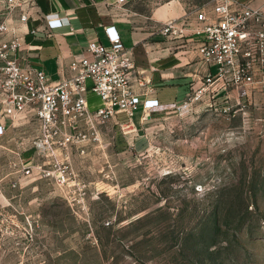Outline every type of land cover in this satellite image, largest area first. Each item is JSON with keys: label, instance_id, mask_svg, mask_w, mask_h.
Returning <instances> with one entry per match:
<instances>
[{"label": "rangeland", "instance_id": "rangeland-1", "mask_svg": "<svg viewBox=\"0 0 264 264\" xmlns=\"http://www.w3.org/2000/svg\"><path fill=\"white\" fill-rule=\"evenodd\" d=\"M167 1L127 7L148 14ZM212 80L142 122L135 112V126L99 125L71 155L76 185L34 170L15 198L6 186L0 264H264V98Z\"/></svg>", "mask_w": 264, "mask_h": 264}, {"label": "built area", "instance_id": "built-area-1", "mask_svg": "<svg viewBox=\"0 0 264 264\" xmlns=\"http://www.w3.org/2000/svg\"><path fill=\"white\" fill-rule=\"evenodd\" d=\"M194 13L195 22L184 18L178 26L170 20L157 31L164 36L184 35L185 29L202 34L198 56L215 71L207 74L195 98L210 89L214 73L222 90L233 87L239 97L257 86L264 89V9L240 0H211ZM39 15L36 0H0V215L7 205L1 202L7 200L3 189L16 188L21 174L36 170L60 186L76 185L71 155L83 154L88 144L98 140L99 125L114 121L123 128L135 126V112L141 111L142 122L148 112L162 106L134 90L133 51L113 25L104 27L106 44L89 41L56 79L33 63L28 52L18 56L25 36L42 30L41 25L29 26ZM89 94L97 96L100 104L91 106ZM230 108L225 105L221 112L227 115ZM25 128L31 132L28 136Z\"/></svg>", "mask_w": 264, "mask_h": 264}, {"label": "crops", "instance_id": "crops-1", "mask_svg": "<svg viewBox=\"0 0 264 264\" xmlns=\"http://www.w3.org/2000/svg\"><path fill=\"white\" fill-rule=\"evenodd\" d=\"M240 1L264 9V0ZM36 2L40 18L36 16L29 26L41 25L42 30L36 36L26 35L22 40L26 44L16 54L25 56L28 52V58L43 66L53 79L58 78L61 68L67 65L71 57L81 54L89 41L106 44L104 27L112 25L123 43L132 48L134 67L130 80L134 90L142 93L144 98L157 99L161 104L168 95L173 100L183 92L200 89L207 74L215 71L213 66L205 64L198 56L196 47L202 40L201 33H190L185 29L184 35L164 36L157 31L170 20H175L178 26H181L184 18L195 22L194 11L198 8L183 0H169L152 8L148 14L129 10L127 6L130 0L124 4L117 0ZM44 27L46 31H43ZM254 90H258L264 98L263 88L257 86ZM88 97L90 104L97 100V104L91 106L100 104L94 94ZM140 115L139 110L138 121ZM9 145L14 146L13 143ZM33 180L31 175L21 174L16 188L11 189L14 198L17 196L15 191L22 183L28 185ZM11 218L16 219V215L12 214Z\"/></svg>", "mask_w": 264, "mask_h": 264}]
</instances>
